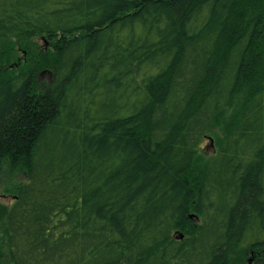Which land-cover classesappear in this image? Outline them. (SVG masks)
Returning <instances> with one entry per match:
<instances>
[{
  "label": "trees",
  "instance_id": "1",
  "mask_svg": "<svg viewBox=\"0 0 264 264\" xmlns=\"http://www.w3.org/2000/svg\"><path fill=\"white\" fill-rule=\"evenodd\" d=\"M6 169L0 264H264V0H0Z\"/></svg>",
  "mask_w": 264,
  "mask_h": 264
},
{
  "label": "rangeland",
  "instance_id": "2",
  "mask_svg": "<svg viewBox=\"0 0 264 264\" xmlns=\"http://www.w3.org/2000/svg\"><path fill=\"white\" fill-rule=\"evenodd\" d=\"M11 60L6 71L8 75L32 73L37 86L45 85L49 77L51 67L52 48L42 37H36L28 41V46L23 43H14L11 48ZM37 63L38 65H36ZM232 110V109H230ZM227 115L219 121L212 132L206 136L201 144L199 153V164L205 163L217 150L218 143L225 135L227 126ZM26 182V175L21 171L6 169L0 175V245L3 240L4 224L7 212L12 204L13 198L21 185ZM249 259L244 264H250Z\"/></svg>",
  "mask_w": 264,
  "mask_h": 264
}]
</instances>
